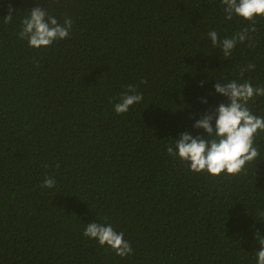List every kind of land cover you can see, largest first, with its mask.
I'll return each mask as SVG.
<instances>
[{"label": "trees", "instance_id": "1", "mask_svg": "<svg viewBox=\"0 0 264 264\" xmlns=\"http://www.w3.org/2000/svg\"><path fill=\"white\" fill-rule=\"evenodd\" d=\"M36 6L69 37L19 38ZM12 7L14 16L4 23ZM222 0H0V264H257L264 238V133L247 174H196L167 154L226 98L216 81L264 85V18L229 57L208 33L248 27ZM254 64L240 76V68ZM146 81V83H141ZM203 83V87H201ZM129 85L143 100L118 115ZM207 100V103L203 101ZM249 108L264 117V97ZM213 127L215 122L213 121ZM46 178L55 186L42 187ZM111 225L133 253L86 238Z\"/></svg>", "mask_w": 264, "mask_h": 264}, {"label": "clouds", "instance_id": "2", "mask_svg": "<svg viewBox=\"0 0 264 264\" xmlns=\"http://www.w3.org/2000/svg\"><path fill=\"white\" fill-rule=\"evenodd\" d=\"M222 4L226 20L230 21L234 16L239 17L249 26L223 40L219 39L215 30L210 31L208 36L213 47H220L225 57H229L238 44L247 42L249 47H254L250 34L257 31V18H264V0H222ZM13 11L14 9L9 7L8 15L3 18L4 23L12 21ZM72 26L71 18L66 17L63 23H60L57 18L49 15L46 9L36 6L22 19L18 35L20 39L27 40L28 45L34 49L48 48L56 41L67 39ZM254 69L255 65L251 63L242 66L240 76L243 77L245 72ZM214 88L217 94L226 98V102L220 103L214 112L204 115L194 124V128L202 129L207 134L206 138H193L191 134L181 133L179 138L174 140V146L167 147V154L187 163L190 171L196 174L206 172L212 177L222 174L229 177L246 175V165L255 162L260 155L255 145L256 137L264 133V117L254 115L249 104L254 102L256 97H264V85L255 87L250 81H216ZM142 100L143 95L137 93L134 86L129 85L128 90L120 97V102L114 105V111L118 115L126 114L130 107ZM203 102L207 103V100ZM54 186L53 178H46L42 185L49 189ZM83 235L96 240L101 247L110 248L121 258L133 253L130 243L124 239V234L117 233L111 225L90 222L86 225ZM259 245V251L256 253L257 264H264V238L259 240Z\"/></svg>", "mask_w": 264, "mask_h": 264}]
</instances>
